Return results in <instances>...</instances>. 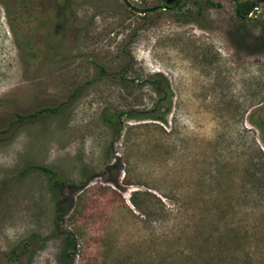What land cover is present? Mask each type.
<instances>
[{"label":"rangeland","instance_id":"rangeland-1","mask_svg":"<svg viewBox=\"0 0 264 264\" xmlns=\"http://www.w3.org/2000/svg\"><path fill=\"white\" fill-rule=\"evenodd\" d=\"M63 1H0V264H264V3Z\"/></svg>","mask_w":264,"mask_h":264},{"label":"trees","instance_id":"trees-1","mask_svg":"<svg viewBox=\"0 0 264 264\" xmlns=\"http://www.w3.org/2000/svg\"><path fill=\"white\" fill-rule=\"evenodd\" d=\"M4 6H7L8 0H0ZM17 4V7L20 11H18V14H21L23 12H34L38 11L41 6L43 5L45 0H14ZM179 0H169L167 4L172 5L174 3H177ZM183 1V0H180ZM204 2H207V0H204ZM165 5V4H164ZM252 1H242L238 3V13L240 15H247L251 9ZM163 6V5H162ZM158 7V6H157ZM67 8V0H64L62 3V6H52L49 10L51 13L65 15ZM160 8V6L158 7ZM200 6H197L196 12L199 11ZM154 10L155 8H151ZM43 12V10H42ZM63 16V15H62ZM55 23V21H54ZM58 24V23H57ZM33 56V55H31ZM122 70V69H121ZM100 72L105 73L106 71L104 69H100ZM145 82H147L151 87L153 88L154 91L161 93V96L158 97L155 102L153 103V106L150 109L144 110V111H132V114L129 115L130 118H138V119H153V120H158V121H165V115L169 111L170 108V91L169 87L167 84V81L162 77V75L158 73H154L151 75H148L145 79ZM57 110V107H51V108H39L35 110L33 113L29 114H18L16 113V120H22L26 118L27 116H32L35 115L41 111H48V112H54ZM122 113L120 112H112V111H104L102 113V120L104 123H106L113 131L115 134V137H118L119 135V130H120V121H119V116ZM257 125L260 127V129L264 132V117L261 115V117L257 118L256 120ZM11 125V124H10ZM9 125V126H10ZM8 126L5 128L0 129V134H3L8 131ZM116 161L118 162V159L115 157ZM30 168H36L41 170L46 174L49 180H51V183L54 186H58L59 180L54 176V171L51 170L50 168L42 165H32V164H27L20 172L19 174H22L23 171L28 170ZM255 170H253L252 175L254 176L257 174V169L254 167ZM259 177L263 176V174H258ZM112 181L115 183L116 182V177L112 178ZM86 182V181H85ZM83 183L82 185H84ZM71 199L61 196L59 199L54 200V221L57 219L59 220L61 215H63L64 211L66 210L68 206H70ZM131 203L137 207L136 203L134 201H131ZM65 206V207H64ZM67 206V207H66ZM25 242V241H24ZM68 242L73 244V239L72 237L68 238Z\"/></svg>","mask_w":264,"mask_h":264},{"label":"water","instance_id":"water-1","mask_svg":"<svg viewBox=\"0 0 264 264\" xmlns=\"http://www.w3.org/2000/svg\"><path fill=\"white\" fill-rule=\"evenodd\" d=\"M128 7H132L126 0H122ZM264 3V0H254L253 3H252V6H251V10L249 11V13L246 15V16H242V20L243 21H248V20H251L254 16H255V13L257 12L259 6L261 4ZM158 8V7H155V9ZM165 6H160V9H164ZM138 11H141L142 13H145L147 10L146 9H138L136 8Z\"/></svg>","mask_w":264,"mask_h":264},{"label":"flooded vegetation","instance_id":"flooded-vegetation-1","mask_svg":"<svg viewBox=\"0 0 264 264\" xmlns=\"http://www.w3.org/2000/svg\"><path fill=\"white\" fill-rule=\"evenodd\" d=\"M232 2H233V4H234V15H235V17H237L238 19H240V20H242V16H246V15H240L239 13H238V3L239 2H237L236 0H232ZM240 2H242V1H240ZM181 3V1L179 0V1H177V3H174V4H172V5H163V6H165V8L164 9H175V8H177L178 6H179V4ZM252 3H253V1H252ZM252 6V5H251ZM159 7V6H158ZM251 10V9H250ZM243 21V20H242Z\"/></svg>","mask_w":264,"mask_h":264}]
</instances>
